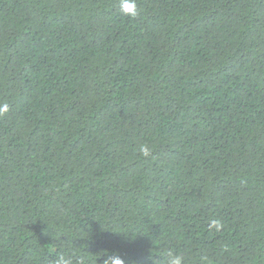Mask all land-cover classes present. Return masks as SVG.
<instances>
[{"label": "trees", "instance_id": "trees-1", "mask_svg": "<svg viewBox=\"0 0 264 264\" xmlns=\"http://www.w3.org/2000/svg\"><path fill=\"white\" fill-rule=\"evenodd\" d=\"M134 3L0 0V264H264V0Z\"/></svg>", "mask_w": 264, "mask_h": 264}, {"label": "clouds", "instance_id": "clouds-1", "mask_svg": "<svg viewBox=\"0 0 264 264\" xmlns=\"http://www.w3.org/2000/svg\"><path fill=\"white\" fill-rule=\"evenodd\" d=\"M121 10L125 15H131L135 16V3L134 0H121ZM7 111V107L0 108V113ZM141 152L144 156H148L150 150L147 147H142ZM213 225L216 226L217 228L220 227L218 221H214ZM105 256H109L107 253H102L101 254V259L104 258ZM92 261H95V257H90L89 258ZM183 257L179 255H172L171 253L169 254V261L168 264H182ZM57 264H72L71 258H66L65 256H60ZM79 264H84L83 258L79 261ZM103 264H123V261L118 258L117 256H111L109 259H105L103 261Z\"/></svg>", "mask_w": 264, "mask_h": 264}]
</instances>
